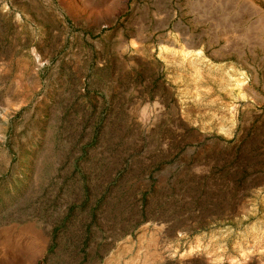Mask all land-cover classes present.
<instances>
[{
    "label": "rangeland",
    "instance_id": "374dc122",
    "mask_svg": "<svg viewBox=\"0 0 264 264\" xmlns=\"http://www.w3.org/2000/svg\"><path fill=\"white\" fill-rule=\"evenodd\" d=\"M0 264H264V0H0Z\"/></svg>",
    "mask_w": 264,
    "mask_h": 264
},
{
    "label": "bare ground",
    "instance_id": "6f19581e",
    "mask_svg": "<svg viewBox=\"0 0 264 264\" xmlns=\"http://www.w3.org/2000/svg\"><path fill=\"white\" fill-rule=\"evenodd\" d=\"M259 29V28H258Z\"/></svg>",
    "mask_w": 264,
    "mask_h": 264
}]
</instances>
